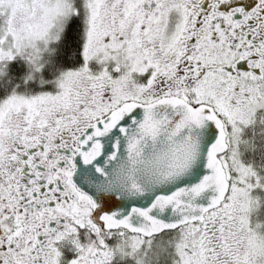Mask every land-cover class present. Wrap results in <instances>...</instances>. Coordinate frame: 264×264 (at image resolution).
Returning a JSON list of instances; mask_svg holds the SVG:
<instances>
[{"label":"snow or ice","instance_id":"obj_1","mask_svg":"<svg viewBox=\"0 0 264 264\" xmlns=\"http://www.w3.org/2000/svg\"><path fill=\"white\" fill-rule=\"evenodd\" d=\"M0 264H264V0H0Z\"/></svg>","mask_w":264,"mask_h":264}]
</instances>
